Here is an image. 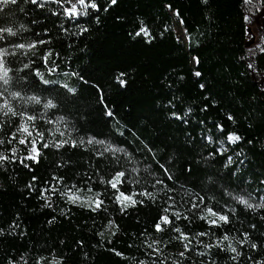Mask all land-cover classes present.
I'll list each match as a JSON object with an SVG mask.
<instances>
[{
    "label": "trees",
    "instance_id": "obj_1",
    "mask_svg": "<svg viewBox=\"0 0 264 264\" xmlns=\"http://www.w3.org/2000/svg\"><path fill=\"white\" fill-rule=\"evenodd\" d=\"M95 2L100 11L76 18L52 0H18L0 13V27L17 32L0 47L36 45L8 57L9 90L40 100L18 102L37 117L27 122L34 136L25 144L21 118L0 115V152L11 161L0 163V264H264V208L234 199L264 203V0ZM142 26L149 37L136 35ZM48 101L55 107L45 108ZM229 134L241 139L221 150ZM33 139L39 163L24 167ZM118 172L120 191L137 193L124 211L107 183ZM73 185L83 201L99 193L103 206L70 202L61 192ZM53 187L46 207L41 191ZM208 208L229 223L200 219ZM163 215L172 223L157 232ZM176 228L188 239H176Z\"/></svg>",
    "mask_w": 264,
    "mask_h": 264
},
{
    "label": "snow or ice",
    "instance_id": "obj_2",
    "mask_svg": "<svg viewBox=\"0 0 264 264\" xmlns=\"http://www.w3.org/2000/svg\"><path fill=\"white\" fill-rule=\"evenodd\" d=\"M52 2L55 3H60V6L63 8V12L64 14L69 17V18H76L78 16H86L88 15V10L92 9L95 11H100V8L98 6V4L95 2V0H91V2L86 3V0H76L75 3L72 2V0H63V3H61V0H52ZM246 2H251V0H246ZM18 3V0H0V13L4 12V9L7 8L9 5H16ZM30 3L34 4V5H38L40 7H43L44 4V0H30ZM111 5H115L117 3V0H110ZM64 4H69V7H64ZM107 7L104 8V11H107ZM176 15L178 16L179 13L177 12ZM247 19V18H246ZM181 23H183V21H181ZM82 31H87V29H82ZM5 34H7L8 36H16L17 32L13 30L12 27H0V41H3L5 39ZM143 34L145 37H149L150 33L148 31V29L144 26H142L140 28V30L136 33L137 36ZM249 35H251L250 31H249ZM41 43H44L43 41H41ZM28 49H32L35 48L36 45L35 44H28L25 45L23 43L20 44H14L12 50H9L7 48L4 47H0V115L2 116H19L21 118V124L20 127L17 129L18 132H20L21 134L23 133H27L28 137H31L33 134L31 131H29V127L27 122L28 121H35L37 119V117L35 115H29L27 113V111L25 110H21L17 105L18 102L23 101L24 103H36L39 104L40 100L38 97L36 96H25L21 91H10V86H11V82H12V76H10V72L12 71L11 67H9V63L10 61L8 60L9 56H15L16 50H22L25 48ZM259 47V46H257ZM52 53H48V56H51ZM48 57H45V60H47ZM29 65L25 64L24 68H28ZM249 67H252L251 65H249ZM123 75V74H121ZM197 76L200 75V73H196ZM119 83L123 86L125 84V81L123 79L119 80ZM71 91V89H70ZM7 94V95H6ZM45 108H53L55 107V105L52 104L51 101H48L46 104H44ZM112 113L109 112L108 115H111ZM181 117L176 116V119H180ZM229 119H231V117H229ZM51 122V121H49ZM57 132H59V128L56 129ZM221 131H223V129L221 128ZM60 135L63 136L64 133L60 132ZM37 136H39L41 139H43V134L42 133H37ZM16 139V135L13 134L12 139L9 140L8 142L11 143L12 140ZM240 137L238 135L235 134H229L227 136V140L230 143H237L238 141H240ZM4 141L0 140V144H3ZM19 144H25L26 143V139H20L18 141ZM69 143V141L64 140V141H57L53 144H49V143H43L42 147L43 148H48V147H54L56 149H59L61 147H63L65 144ZM81 144L84 143V141L82 140L80 142ZM87 143L92 144V143H103V141H94L93 139H89L87 141ZM31 146L28 148V155L25 157L20 158V163L24 165V167H29L30 165L27 164L25 161H32L33 163H39V158H40V151L37 148L36 145V140L33 139L30 142ZM72 147H76V141H72L71 142ZM13 155H15L16 153V149H12ZM102 155V153H101ZM5 161H9V157L6 156L3 152H0V163L5 162ZM11 162V161H9ZM232 161V157L230 156L228 158V164H231ZM160 167L163 169L164 174L167 176L168 180H172L173 177L169 174V170L164 166V165H160ZM125 176L124 172H118L116 173V175L109 181H107V183L110 185V187L114 190H116V195H115V202L121 205V210L124 211L127 207L129 206H134L138 201L133 199V197L135 195H137V193H132L131 195H126L125 193L121 192L119 189V185L121 183H123L124 181L122 180V178ZM36 178L33 177V180H35ZM60 181L58 180L57 183H59ZM103 183V181H101ZM156 183L158 184H163L164 181L162 180H157ZM29 187L31 188L32 185H29ZM75 188V185L72 186L71 189L66 190L65 192H61L62 196H66L67 199L72 202V203H77L80 202L81 204L83 203H87L89 207L92 208L93 211H96L98 209H100L103 204L104 201L101 200L99 198L100 194L96 193V198L92 199L89 198L88 201H83L81 200V198L77 195H75V193L72 191V189ZM165 188H167V185H165ZM57 189L55 187L53 188H49V189H44L41 191V198L45 200V206L46 207H50V199L51 197L49 195H47V193L49 192H56ZM78 191V190H77ZM89 192L92 191V189H88ZM168 191H172V189H168ZM139 195L141 196H145V197H149V198H154V194L144 191L139 193ZM169 199H171V197H169ZM201 200H203V197L200 198ZM234 199H236V201L241 204L244 205L245 207L249 208V209H257V208H264V203H252L250 202V199H246L244 196H236L234 197ZM140 203H143V201H140ZM171 207V205L169 206ZM193 208H198L199 205L196 203H193L192 205ZM165 213H167L169 211V208H165L164 209ZM173 215L179 219L180 218V213L178 212H174ZM212 216L215 217L216 219L213 220H209L208 222L211 225H218V221L219 222H223V223H229V217L226 214H220L217 211H214L212 208H208L207 209V213L204 216H201L200 219H207L208 216ZM185 219H187V217H185ZM51 222V221H50ZM172 221L169 219L168 215H163L160 217L159 221L155 224V230L157 232H161L164 231V228L162 227V225H168L171 224ZM174 231H176L177 233H180L179 236L176 237V239H180V240H187L188 236L182 232H180L179 228L174 229ZM200 235H205V233H200ZM245 240L241 241V243H246L247 242V234L245 233ZM223 240L224 241H230V237L228 235H224L223 236ZM212 245H206V247H211ZM216 246H219V242ZM149 247H152V245H149ZM252 248H256L257 245L252 244L251 245ZM185 251H188V245L185 244L184 245ZM228 250L231 251L232 253H235L236 256H233L232 259L235 260L237 256L240 255L239 252H237V249L235 247H232L231 243L229 242L228 245ZM154 251H156L157 253L159 252V249H154ZM181 256L184 255L183 252L180 253ZM201 255H204V253H201ZM54 264H58V262H54Z\"/></svg>",
    "mask_w": 264,
    "mask_h": 264
},
{
    "label": "rangeland",
    "instance_id": "obj_3",
    "mask_svg": "<svg viewBox=\"0 0 264 264\" xmlns=\"http://www.w3.org/2000/svg\"><path fill=\"white\" fill-rule=\"evenodd\" d=\"M46 1H51V0H44V2H46ZM72 2L73 3H75L76 2V0H72ZM61 3H63V0H61ZM70 5L69 4H64V7H69ZM62 12H63V8H62ZM64 13V12H63ZM174 30H175V33H176V36L179 38V39H181V40H185V37H184V35H183V33H182V31H181V29H180V26L177 24V23H175V27H174ZM29 127V126H28ZM29 131H31L32 132V130L29 128ZM32 134H33V132H32ZM20 135H21V139H26V138H30V137H28L27 136V133H23V134H21L20 133ZM34 136V134L31 136V137H33ZM226 142H227V144H225L224 142H222L221 144H222V146H221V150H227L228 149V145H230V144H233V143H230L228 140H227V138H226Z\"/></svg>",
    "mask_w": 264,
    "mask_h": 264
}]
</instances>
